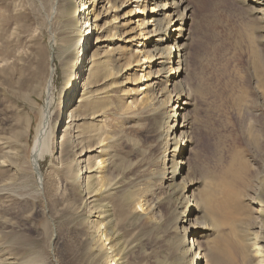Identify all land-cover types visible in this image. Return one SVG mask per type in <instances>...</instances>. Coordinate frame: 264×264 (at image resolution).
I'll use <instances>...</instances> for the list:
<instances>
[{
	"label": "bare ground",
	"instance_id": "1",
	"mask_svg": "<svg viewBox=\"0 0 264 264\" xmlns=\"http://www.w3.org/2000/svg\"><path fill=\"white\" fill-rule=\"evenodd\" d=\"M193 1L39 0L41 11H51L45 16L52 59L59 52L54 49L58 42L65 44L62 57L69 54L62 62L68 73L58 97L53 92V68L44 84L45 106L31 147L32 170L39 186L40 162L58 155L70 143L76 153L65 168L73 182L79 181L77 191L90 196L91 182L107 179L115 165L120 176L125 174L120 185L101 184L105 190L118 191L121 213H136L137 220L145 222L146 231L156 233L166 264H251V257H258L254 264H264V224L260 218L264 212V150L259 153L253 148L259 134L264 141V125L262 129L257 125L264 121V0H228L240 10L239 19L233 16L217 36L222 52L229 55L224 60L230 61L226 65L213 62V67L227 70L219 76L212 74L204 85L192 70L208 60L195 48L196 29L190 23ZM132 5L128 12L115 15ZM136 9L141 14H136ZM54 15L55 26L51 24ZM92 35L95 42L90 43ZM206 38V44L211 45L214 35L207 33ZM75 94L77 104L68 109L60 129L62 112ZM211 105H218L233 135L226 181L222 183L227 189L222 222L221 215L217 221L205 214L210 205L209 210L206 205L203 209L192 197L197 184L191 168L196 135L211 126L212 133L207 132L212 136L218 128L214 123H221ZM109 116L126 121L130 129H140L136 126L140 119L148 121L158 154L153 156L131 145L136 161L130 164L120 159L111 151L109 132L100 126ZM187 150L190 156L184 160ZM8 190L0 187L1 192ZM245 200L247 210L242 204ZM95 231L101 244L98 259L117 262L126 243H117L115 232L106 233L103 223ZM19 264L33 261L24 258Z\"/></svg>",
	"mask_w": 264,
	"mask_h": 264
},
{
	"label": "rangeland",
	"instance_id": "2",
	"mask_svg": "<svg viewBox=\"0 0 264 264\" xmlns=\"http://www.w3.org/2000/svg\"><path fill=\"white\" fill-rule=\"evenodd\" d=\"M195 1L199 3L196 5ZM133 7L134 5L123 9L122 12L117 11L115 15L124 14ZM192 11L190 23L196 29L195 48L208 58L204 63L201 62L200 66L194 65L192 70L199 75L204 85L206 82L208 84V77L212 74L219 76L227 70L212 65L216 60V64L224 62V65L230 61L224 60L229 55L222 52L224 49L221 48L217 35L232 21L233 16L239 19L240 10L228 0H194ZM135 13L141 14V11L136 9ZM45 14L49 16L51 11L49 12L48 8L45 13L41 11L39 0H0V187H9L8 191H0V261L9 257L10 259L3 262L19 264L24 258H30L33 264H117L118 261V264H166L162 256L161 240L156 233L146 231L145 222L137 220L136 213L126 215L119 211L120 198L117 190L110 192L111 190L104 189L109 184L120 185L122 176L125 175L120 176L121 172L115 165L110 167V175L108 174L103 182L99 179H96L99 180L98 183L95 180L91 182V197L83 191H77L79 181L73 182L67 167L65 168L76 153L68 143L60 149L58 155H52L40 162L42 179L37 186L38 180L31 165V147L35 135L34 128L45 106L44 84L49 70L53 68V92L57 98L65 88V76L68 72L62 62L68 60L69 54L62 57L60 51L65 49V44L58 42L54 49L59 52L52 59L47 32L50 26ZM56 16L51 19L54 26L57 24ZM207 33L214 35L211 45L206 44ZM89 40L90 43L95 42V35ZM71 66L70 64L69 68ZM77 98L75 94L72 97L74 101L62 112L60 129L68 109L77 104ZM215 103L217 104V101ZM214 107L211 108L215 113L214 117L221 122L214 123L218 127L214 131L216 133L210 135L211 126L207 128L211 133L200 131L193 146L195 153L191 166L192 178L197 184L192 188V197L199 201L203 209L205 205L206 209L210 205L212 212L206 211L205 214L210 213L209 216H212L213 220L217 218L219 221L218 218L225 208L223 204L227 189L224 188V173L228 170V151L233 146L230 141L233 135L227 128L226 119L220 116L218 105ZM143 120L140 119L136 124L141 126L140 129L127 128L126 121H120L113 116L103 119L100 125L112 138L111 151L126 163L132 164L138 158L131 145L138 146L153 156L158 154V145L148 129L150 123L146 120L144 122L147 123H144ZM262 120H259L261 123L257 122L261 129L264 125ZM59 136H55L54 140ZM260 137L259 134L253 143L254 150L259 153L264 150V141H261ZM189 156L190 151L187 150L184 160ZM59 157H62L64 162ZM101 183H105L104 187ZM219 183L222 186H219ZM242 204L247 210L246 200ZM213 211L214 214H219L214 216ZM221 216L220 222L225 220L223 215ZM260 218L264 224V212ZM100 223H103L106 233L115 232L117 243L123 241L127 245L120 257H116L119 258L117 262L106 258L102 261L98 259L101 244L95 229ZM214 234L211 238H214ZM112 244L108 247L112 248ZM257 258L251 257L250 263L254 264L253 261L258 260Z\"/></svg>",
	"mask_w": 264,
	"mask_h": 264
}]
</instances>
